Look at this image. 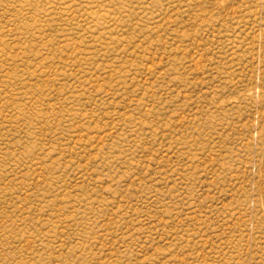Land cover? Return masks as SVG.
Segmentation results:
<instances>
[{
	"label": "rangeland",
	"instance_id": "obj_1",
	"mask_svg": "<svg viewBox=\"0 0 264 264\" xmlns=\"http://www.w3.org/2000/svg\"><path fill=\"white\" fill-rule=\"evenodd\" d=\"M0 264H264V0H0Z\"/></svg>",
	"mask_w": 264,
	"mask_h": 264
}]
</instances>
